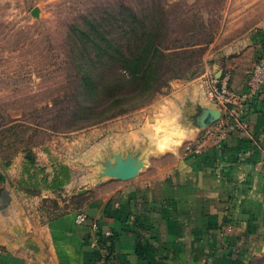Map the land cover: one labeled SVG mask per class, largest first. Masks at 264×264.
Here are the masks:
<instances>
[{
  "label": "crops",
  "instance_id": "obj_1",
  "mask_svg": "<svg viewBox=\"0 0 264 264\" xmlns=\"http://www.w3.org/2000/svg\"><path fill=\"white\" fill-rule=\"evenodd\" d=\"M183 96L181 115L187 103L190 113L196 102L214 105L203 84ZM141 110L88 135L105 137L97 147L114 150L146 144L147 167L129 180L107 179L77 190L88 196L81 210L42 222L27 209L54 191L41 184L42 195L31 198L16 189L21 154L6 171L0 169V264H250L264 254V102L247 114L249 131H229L215 122L202 131L181 129L187 138L166 151L158 150L147 124L139 125ZM70 147L77 151L80 145ZM39 156L41 178L54 176L62 162L59 151ZM82 162L73 165L82 168ZM75 166L64 188L82 180ZM79 213L88 216L85 223L77 222Z\"/></svg>",
  "mask_w": 264,
  "mask_h": 264
},
{
  "label": "rangeland",
  "instance_id": "obj_2",
  "mask_svg": "<svg viewBox=\"0 0 264 264\" xmlns=\"http://www.w3.org/2000/svg\"><path fill=\"white\" fill-rule=\"evenodd\" d=\"M111 7L118 9L112 12ZM123 7L146 23L158 18L160 43L170 49L161 59L160 72L168 80L143 105L95 122L104 114L96 103L88 104L80 96L83 48L71 27L84 17L108 27L109 19L119 18ZM263 38L264 0H0V169L6 171L21 154L22 173L15 186L34 198L42 195L41 172L28 183V172L33 170L27 157L34 156L42 167L37 161L41 152L59 151L61 164L72 172L73 161L82 158V168L75 166L82 180L77 178L71 188L53 190L54 197L40 199L27 213L43 222L81 210L88 196L77 190L96 183L92 175L98 168L92 166L91 157L101 148L96 142L105 139H92L91 131L145 108L139 125H148L159 151L172 149L187 138L178 125L185 91L203 84L210 74L229 75L232 88H243L264 49ZM92 63L93 69L99 67ZM85 105L94 106V112L85 109L84 114ZM76 141L77 151L70 147ZM250 264H264V254Z\"/></svg>",
  "mask_w": 264,
  "mask_h": 264
},
{
  "label": "trees",
  "instance_id": "obj_3",
  "mask_svg": "<svg viewBox=\"0 0 264 264\" xmlns=\"http://www.w3.org/2000/svg\"><path fill=\"white\" fill-rule=\"evenodd\" d=\"M110 9L113 12L118 8ZM109 20L106 27L99 19L84 17L71 27L83 48L80 55L84 71L79 80L80 96L88 104L96 103L95 107L104 114L99 117L101 119H94L95 122L143 105L168 80L160 72L161 59L167 56L165 50L170 49H164L160 43L158 18L154 17L151 22L146 23L136 12L123 7L119 18ZM114 30L119 31L117 35ZM119 33L125 35V40L120 38ZM92 62L99 67L93 69L89 65ZM95 107L85 105L83 113L86 114L87 110L91 114ZM85 117L86 115L83 118ZM27 158L29 168L33 169L32 173L28 172L29 183L40 172H44L45 168L35 164L34 156ZM54 168L52 180L46 175L42 177V185L50 190L61 189L73 173L66 165L60 164ZM32 186L34 188L36 183Z\"/></svg>",
  "mask_w": 264,
  "mask_h": 264
},
{
  "label": "built area",
  "instance_id": "obj_4",
  "mask_svg": "<svg viewBox=\"0 0 264 264\" xmlns=\"http://www.w3.org/2000/svg\"><path fill=\"white\" fill-rule=\"evenodd\" d=\"M229 78V75H207L203 81V89L209 100L218 105L222 112L221 118L215 122L217 127L229 131L247 132L250 127L247 114L257 102H264V49L249 71L243 88H232ZM76 220L78 223H85L88 216L85 213H79ZM92 227L96 230L98 224L93 222ZM107 234L111 235L110 232ZM104 262L96 264H105Z\"/></svg>",
  "mask_w": 264,
  "mask_h": 264
},
{
  "label": "water",
  "instance_id": "obj_5",
  "mask_svg": "<svg viewBox=\"0 0 264 264\" xmlns=\"http://www.w3.org/2000/svg\"><path fill=\"white\" fill-rule=\"evenodd\" d=\"M34 13H38V9H35ZM195 104L197 107L194 113H190L188 103L185 106L179 124L181 129L200 131L218 121L222 116L221 110L214 105H204L200 102ZM149 154L146 144H142L138 149L129 144L116 150L112 147H101L97 155L91 157L92 166L98 168V172L92 175L94 182L107 179L129 180L136 177L147 167Z\"/></svg>",
  "mask_w": 264,
  "mask_h": 264
}]
</instances>
